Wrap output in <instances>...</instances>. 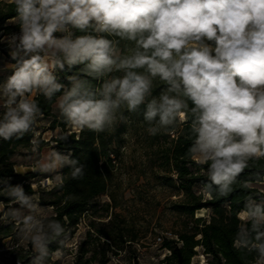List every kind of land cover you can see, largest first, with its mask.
<instances>
[{"label": "clouds", "instance_id": "9594fccd", "mask_svg": "<svg viewBox=\"0 0 264 264\" xmlns=\"http://www.w3.org/2000/svg\"><path fill=\"white\" fill-rule=\"evenodd\" d=\"M11 3L18 31L0 30L8 49V59L0 57V140L31 134L28 158L43 186L63 189L66 178L83 179L85 165L70 149L40 151L37 96L55 98L77 133H112L142 109L149 136L187 127L185 158L205 177L202 198L227 202L244 193L232 248L252 257L248 264H264V0ZM10 181L0 177V224L30 246L29 264L63 261L71 230L37 192ZM114 251L110 264H124Z\"/></svg>", "mask_w": 264, "mask_h": 264}, {"label": "trees", "instance_id": "16d2710c", "mask_svg": "<svg viewBox=\"0 0 264 264\" xmlns=\"http://www.w3.org/2000/svg\"><path fill=\"white\" fill-rule=\"evenodd\" d=\"M15 6L11 0H0V30L4 33L18 31L14 23ZM61 76L65 74H60ZM159 85L156 92L159 91ZM44 117L48 119L47 129L60 132H70L68 141L58 143L56 135L52 136L56 147L61 151L71 150L73 155L85 165L83 179L66 178L63 189L48 188L38 184L33 188L26 181L28 173L15 169V155H28L31 134L22 140H0V177H11L12 184H23L26 191H35L40 195L41 204L51 207L49 213L60 219L71 230L72 237L77 230L82 216L90 211L94 216L98 205V197L107 195L109 201L102 204L104 210L113 214L109 216L103 227H96L90 222L84 238L79 242L74 253L72 264H106L109 252L122 250L137 239L124 219L114 211L119 205L115 194V176L118 170V159L124 147L125 136L130 132L145 129L142 109L140 112L127 114L130 122L120 124L112 133L95 134L85 130L77 133L71 131L60 118L55 98L47 101L43 96H37ZM40 133L42 145L45 140ZM161 136L163 140H161ZM149 139V138H148ZM154 145L151 158V170L158 184L180 192L181 196L172 202L174 209L182 220L175 232V237L164 238L161 246L169 250L163 258L164 264H199L192 257L198 248L207 256L209 264H248L252 257L246 259L232 248V237L237 230L238 220L235 213L242 206L238 203L244 193L237 191L224 200H207L194 190L199 186L204 176L199 174L195 165L189 166L185 158L190 141L187 138V127H179L173 134H161L150 138ZM67 177L69 170H63ZM74 196L75 199H65ZM208 209L207 217L196 216V211ZM119 217V218H118ZM56 247L55 244L52 245ZM11 252L9 264H27L32 255L31 248L23 250L19 255ZM116 253V251H115Z\"/></svg>", "mask_w": 264, "mask_h": 264}, {"label": "rangeland", "instance_id": "374dc122", "mask_svg": "<svg viewBox=\"0 0 264 264\" xmlns=\"http://www.w3.org/2000/svg\"><path fill=\"white\" fill-rule=\"evenodd\" d=\"M0 57L8 59L6 45H0ZM7 74L5 73L4 76ZM47 126L48 119L43 118L37 127V131L41 132L45 140L40 149L41 152L55 145L52 136L59 131L47 129ZM150 138L152 139V136H149L145 129L127 134L117 162L118 170L114 188L119 205L114 211L128 226H131L132 232L137 235L135 241L120 250V253H124L120 257L124 264H164L163 258L169 254V250L162 247L155 237L163 231H170L175 235L182 220V216L172 209V202L181 196L178 194L180 192L158 184L153 176L150 156H153L154 145L151 146ZM161 140H163L162 136ZM29 155H15L13 157L15 169L30 175L26 181L30 182L33 188H36L38 184L43 186L46 183L45 176L33 170V161L28 158ZM194 190L199 192V186H195ZM97 201L98 205L94 207L96 213L93 216L88 211L82 216L72 237L71 246L66 250L65 258L63 261H57L56 264H72L74 253L79 242L84 238L90 222L93 221L96 227H103L109 216L113 215L106 212L102 206L104 202L109 201L107 195L99 196ZM46 207L49 211L51 210V207ZM208 212V209L202 208L196 211V216L207 217ZM0 245L5 248L2 256L7 264L11 261L12 248L17 255L30 248L28 245L20 244L15 229L11 225L4 224H0ZM111 253L114 256L118 255L115 251ZM192 260L199 264H209L207 256L202 254L200 248ZM106 264H110V257Z\"/></svg>", "mask_w": 264, "mask_h": 264}, {"label": "built area", "instance_id": "2783aa9c", "mask_svg": "<svg viewBox=\"0 0 264 264\" xmlns=\"http://www.w3.org/2000/svg\"><path fill=\"white\" fill-rule=\"evenodd\" d=\"M173 237H175V235H173L170 231H163L157 234L155 238L158 242L161 243L164 238H173ZM4 249H5L4 246L0 245V264H7L5 263V260L3 259L2 256Z\"/></svg>", "mask_w": 264, "mask_h": 264}]
</instances>
